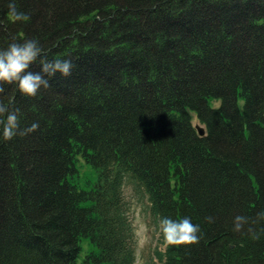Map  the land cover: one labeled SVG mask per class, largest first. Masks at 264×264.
I'll list each match as a JSON object with an SVG mask.
<instances>
[{"label": "trees", "instance_id": "1", "mask_svg": "<svg viewBox=\"0 0 264 264\" xmlns=\"http://www.w3.org/2000/svg\"><path fill=\"white\" fill-rule=\"evenodd\" d=\"M10 2L0 49L36 39L75 67L35 97L3 85L39 127L0 139V264H135V197L163 244L145 264H264V221L233 230L264 210V0H15V22ZM162 217L199 243L167 244Z\"/></svg>", "mask_w": 264, "mask_h": 264}, {"label": "clouds", "instance_id": "2", "mask_svg": "<svg viewBox=\"0 0 264 264\" xmlns=\"http://www.w3.org/2000/svg\"><path fill=\"white\" fill-rule=\"evenodd\" d=\"M10 18L15 21H28L30 16L17 9L15 0L8 4ZM39 61L40 72L29 71L30 65ZM75 65L70 59H48L45 50L36 39H25L23 42L10 43L6 49H0V94L5 92L4 84H16L20 93L35 97L43 89L50 88L48 77L59 72L62 76L72 74ZM15 101L8 103L0 101V139L10 141L16 136H25L38 129L39 124L34 122L29 127H20L19 108L13 107ZM208 223L214 222V217L206 216ZM264 221V210L256 213L255 219L244 215H236L233 219V230L240 232L248 225L247 233L253 240L260 238L253 225ZM160 230L165 242L169 245H191L199 243L201 229L194 224L190 217L172 219L162 217Z\"/></svg>", "mask_w": 264, "mask_h": 264}, {"label": "rangeland", "instance_id": "3", "mask_svg": "<svg viewBox=\"0 0 264 264\" xmlns=\"http://www.w3.org/2000/svg\"><path fill=\"white\" fill-rule=\"evenodd\" d=\"M218 103V101L214 100L210 102L212 106H217ZM239 104H242L241 100H239ZM193 123L198 124V121L194 119ZM76 166L78 169L77 181L80 185H84L87 180H95L96 174L93 168L81 157H78ZM131 216L134 225L137 247V260L135 264H145L147 259L153 256L155 249H163V244L161 243L159 234H157L154 231V228L151 226L150 219L145 213L144 205L141 202H138L136 197L134 198L131 205ZM82 255L83 252L80 254V257Z\"/></svg>", "mask_w": 264, "mask_h": 264}, {"label": "water", "instance_id": "4", "mask_svg": "<svg viewBox=\"0 0 264 264\" xmlns=\"http://www.w3.org/2000/svg\"><path fill=\"white\" fill-rule=\"evenodd\" d=\"M194 128L197 130L198 134L200 136H203L205 134V129L203 126H201L200 124H195Z\"/></svg>", "mask_w": 264, "mask_h": 264}]
</instances>
